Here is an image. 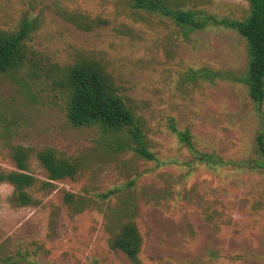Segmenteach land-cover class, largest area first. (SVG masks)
Segmentation results:
<instances>
[{
  "label": "rangeland",
  "instance_id": "obj_1",
  "mask_svg": "<svg viewBox=\"0 0 264 264\" xmlns=\"http://www.w3.org/2000/svg\"><path fill=\"white\" fill-rule=\"evenodd\" d=\"M170 7L236 21L251 8L248 0ZM25 21L34 26L25 62L0 77V172L17 170L18 146L32 150L39 183L48 174L36 152L45 148L79 170L51 191L37 184L40 203L30 207L0 185V264H134L111 247L129 221L142 236L140 264H264V103L241 81L246 40L224 27H181L127 0H0V37ZM85 60L131 109L151 159L126 134L68 122L65 78Z\"/></svg>",
  "mask_w": 264,
  "mask_h": 264
},
{
  "label": "trees",
  "instance_id": "obj_2",
  "mask_svg": "<svg viewBox=\"0 0 264 264\" xmlns=\"http://www.w3.org/2000/svg\"><path fill=\"white\" fill-rule=\"evenodd\" d=\"M130 8L171 17L177 25L191 30H203L208 26L224 27L238 32L247 42L248 70L241 81L249 88L251 99L260 107L264 103V0H248L250 14L244 21L230 19L217 20L215 17H197L189 10L171 9V0H127ZM34 26L23 22L16 33L0 37V77L12 69L20 67L27 57L25 43ZM68 90L67 120L74 128L97 127L103 134L118 136L126 134L128 141L136 144L134 151L149 160L152 155L146 150L144 136L131 109L118 95L117 90L97 63L82 61L69 68L64 82ZM187 140V137H183ZM264 169V134L258 138ZM17 170L0 172V185L9 184L14 191L11 201L19 207H30L40 203L31 191H51L54 182L74 179L79 166L74 161L58 156L52 148L36 152V157L48 174L47 181L38 182L29 172L28 161L32 150L18 146L13 151ZM66 202L72 204L73 195L66 194ZM81 212L82 208L75 209ZM113 250L124 253L134 264L139 263L142 236L132 221L124 223L112 240Z\"/></svg>",
  "mask_w": 264,
  "mask_h": 264
}]
</instances>
